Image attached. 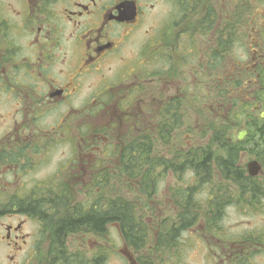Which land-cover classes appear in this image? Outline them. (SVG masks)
Masks as SVG:
<instances>
[{
	"label": "flooded vegetation",
	"instance_id": "1",
	"mask_svg": "<svg viewBox=\"0 0 264 264\" xmlns=\"http://www.w3.org/2000/svg\"><path fill=\"white\" fill-rule=\"evenodd\" d=\"M118 198L127 240L80 226ZM0 242V264H264V0H0Z\"/></svg>",
	"mask_w": 264,
	"mask_h": 264
},
{
	"label": "trees",
	"instance_id": "2",
	"mask_svg": "<svg viewBox=\"0 0 264 264\" xmlns=\"http://www.w3.org/2000/svg\"><path fill=\"white\" fill-rule=\"evenodd\" d=\"M216 127L219 128V132L216 135H214V137L212 139V144L214 143V146L218 145L219 149H221V148L226 149V147L224 145V139H223V133L225 132V129L221 125L216 126ZM233 156H234L233 152H231L228 155L229 158H231ZM214 158L216 159V167L218 168V170H223L224 164H226V163L231 165V167H232V165H234V162H232L229 159L227 161L222 160V157L220 155H218V153H216V155L215 154L212 155V153H211L210 155L208 154L204 158L203 163L199 167L203 168L204 170L211 169V167H212V161L211 160ZM205 166L209 167V169L206 168ZM231 167L228 170H230ZM134 173H132L133 178H135ZM135 174L137 175V173H135ZM112 205L113 206H111L109 212L105 211V210L94 211V212H92V214L90 213V214L84 215L83 219L80 220L78 223L82 224L80 226H85L87 228H93V229L97 230L98 232H100V234H103L104 226L107 223L116 222L120 226L122 236L125 238V240H127L130 236L129 232L133 231L134 228L138 227L135 224V221H132L130 219L131 212L129 210L130 208L128 209L129 203L126 200L118 198L115 202L112 203ZM61 226H67V223H60L59 227H61ZM139 242H143V241H139Z\"/></svg>",
	"mask_w": 264,
	"mask_h": 264
},
{
	"label": "rangeland",
	"instance_id": "3",
	"mask_svg": "<svg viewBox=\"0 0 264 264\" xmlns=\"http://www.w3.org/2000/svg\"><path fill=\"white\" fill-rule=\"evenodd\" d=\"M197 99H200L201 101L203 100V91L201 92L200 90H197ZM203 103H204V101H202V104L201 105H203ZM198 106H201L200 104H197ZM119 173L117 174V176H118V178H119V180H124V178L126 179V181H127V183H130V180H133V185L131 186V185H129L128 186V184H125V186H123V188L124 187H127L128 186V188L129 189H131V191H130V193H129V195H123V194H119L118 193V190H116V193H118V196L119 195H123V199L126 197L127 199H128V201L129 202H132V201H135L136 199H138V202L140 203L141 201H143L144 202V200H145V195H142V193L140 194V192H138V190H137V188H136V186H135V183L137 182V180H140V181H142L141 179H138L136 176V172L134 173V175H135V178H133V177H129L128 176V174L129 173H127V172H125V171H118ZM125 181V182H126ZM125 182H123V183H125ZM170 185H171V183H169V182H167L166 183V181H164L163 183H161L159 186H158V188H157V191L160 193V194H156V195H160V196H162L163 195V193H164V191L166 190V188L167 187H170ZM117 188H119V187H117ZM141 188V187H140ZM34 189H32V191H33ZM160 196H158V197H160ZM159 201H163L162 200V198H159L158 199ZM141 207H142V205H138V206H136V208H137V212H136V214L138 215L137 217L139 218V217H141L142 219H143V221L145 222V224L147 225V228H148V230H150V227H154L155 225H158L156 222H154V224L153 225H150L148 222H147V215L145 214V215H143V212H142V210H141ZM141 213H142V215H141ZM156 220V219H155ZM29 225H30V223H29ZM254 226V223H251V227H253ZM39 229V224H37V223H35L34 221L32 222V225L30 226V227H28V232L29 231H31L32 232V230L35 232V231H37ZM150 236L152 237V242H155L154 240L156 239V234L154 233V232H151L150 233ZM109 238V239H108ZM116 238H118L117 237V235L115 234V232L113 231V230H109V236L107 237V241L108 242H106V246H110L109 244H111V242L113 241V243H114V241H117V239ZM68 243H69V246L71 245V242H70V240L68 241ZM109 243V244H108ZM101 244L102 245H105L103 242H101ZM0 251H2V248H1V242H0ZM3 253H4V251H3ZM24 253H26V252H21L20 253V256L18 257V259H23L24 257ZM188 260H190L189 258H185V263L184 264H189V261ZM116 263L117 264H122V262L120 261V260H116Z\"/></svg>",
	"mask_w": 264,
	"mask_h": 264
},
{
	"label": "water",
	"instance_id": "4",
	"mask_svg": "<svg viewBox=\"0 0 264 264\" xmlns=\"http://www.w3.org/2000/svg\"><path fill=\"white\" fill-rule=\"evenodd\" d=\"M239 138H242V135H241ZM251 167H252L253 169H255V170H256V167H255L254 165H251ZM251 172H252V174H256V173H255V172H253L252 170H251Z\"/></svg>",
	"mask_w": 264,
	"mask_h": 264
}]
</instances>
